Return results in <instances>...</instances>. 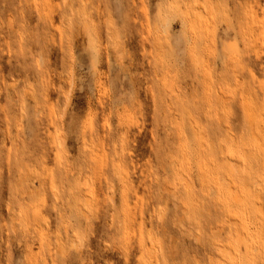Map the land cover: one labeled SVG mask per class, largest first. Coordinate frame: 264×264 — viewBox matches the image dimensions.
<instances>
[{"label": "rangeland", "instance_id": "rangeland-1", "mask_svg": "<svg viewBox=\"0 0 264 264\" xmlns=\"http://www.w3.org/2000/svg\"><path fill=\"white\" fill-rule=\"evenodd\" d=\"M0 264H264V0H0Z\"/></svg>", "mask_w": 264, "mask_h": 264}, {"label": "bare ground", "instance_id": "bare-ground-1", "mask_svg": "<svg viewBox=\"0 0 264 264\" xmlns=\"http://www.w3.org/2000/svg\"><path fill=\"white\" fill-rule=\"evenodd\" d=\"M70 97V96H69ZM221 230V229H220ZM197 240V239H196Z\"/></svg>", "mask_w": 264, "mask_h": 264}]
</instances>
